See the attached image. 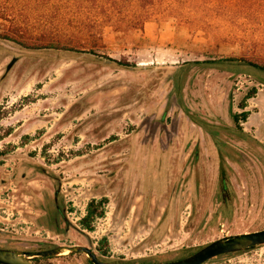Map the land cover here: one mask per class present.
Masks as SVG:
<instances>
[{
  "label": "rangeland",
  "instance_id": "obj_1",
  "mask_svg": "<svg viewBox=\"0 0 264 264\" xmlns=\"http://www.w3.org/2000/svg\"><path fill=\"white\" fill-rule=\"evenodd\" d=\"M218 59L241 61L196 63ZM246 62L264 68V0H0V248L158 263L264 229ZM204 264H264V245Z\"/></svg>",
  "mask_w": 264,
  "mask_h": 264
},
{
  "label": "water",
  "instance_id": "obj_2",
  "mask_svg": "<svg viewBox=\"0 0 264 264\" xmlns=\"http://www.w3.org/2000/svg\"><path fill=\"white\" fill-rule=\"evenodd\" d=\"M264 245V229L223 237L208 243L184 258L158 263L143 262H105L99 260L90 248L85 246H57L41 251H16L0 248V264H34L38 258L84 254L89 264H204L221 255L244 252Z\"/></svg>",
  "mask_w": 264,
  "mask_h": 264
},
{
  "label": "trees",
  "instance_id": "obj_3",
  "mask_svg": "<svg viewBox=\"0 0 264 264\" xmlns=\"http://www.w3.org/2000/svg\"><path fill=\"white\" fill-rule=\"evenodd\" d=\"M153 1V0H152ZM7 37V36H6ZM107 61L111 62V63H114L118 66H121V67H124V68H128L130 67L131 65L128 63V62H125V61H117V60H114V59H111V58H108L106 56H103ZM241 60H237V59H218V60H210V61H204V62H196V63H204V64H208V65H214V64H219V63H223V62H240ZM248 66H251L255 69H258L260 71H264V68H262L261 66H258L257 64H251L250 62H246ZM246 118V113L245 112H242L238 115H234L233 116V120L234 122L237 124L238 121L240 120H245ZM90 207L91 205L88 206L87 208V214H86V219L89 218V217H92V213L91 210H90ZM87 228V227H86Z\"/></svg>",
  "mask_w": 264,
  "mask_h": 264
},
{
  "label": "flooded vegetation",
  "instance_id": "obj_4",
  "mask_svg": "<svg viewBox=\"0 0 264 264\" xmlns=\"http://www.w3.org/2000/svg\"><path fill=\"white\" fill-rule=\"evenodd\" d=\"M234 121V120H233ZM220 177H221V184H222V190H225L226 189V185H227V183H226V180H225V177H224V174H223V172H221L220 173ZM56 193H55V197H56ZM56 207H57V205H56ZM57 211L53 214V217L52 218H50L52 221H53V223H54V229L56 230V231H63V232H67V229H63L62 230V228L60 227V223H59V218H61L62 220L64 219L63 217H64V215H63V209H59L58 207H57ZM56 215V216H55ZM262 230V229H261ZM258 231V230H257ZM254 232V231H253ZM247 233H250V232H247ZM240 234V233H239ZM235 235V234H234ZM231 236V235H230ZM207 245V244H206ZM55 247H57V246H55ZM55 247H52V248H55ZM52 248H50V249H52ZM254 248H256V247H254ZM253 249V248H252ZM45 250H47V249H45ZM199 250V249H198ZM248 250H250V249H248ZM38 251H41V250H38ZM196 252V251H195ZM245 252V251H244ZM238 253H240V252H238ZM231 254H234V253H231ZM226 255H229V254H226ZM189 256V255H188ZM221 256H223V255H221ZM53 257V256H52ZM218 257V256H217ZM43 258H46V257H43ZM216 258V257H215ZM38 259H40V258H38ZM35 260H37V259H35ZM34 260V261H35ZM34 261H33V263H34ZM210 261V260H209ZM168 262V261H167ZM206 263V262H205ZM88 264H89V262H88Z\"/></svg>",
  "mask_w": 264,
  "mask_h": 264
},
{
  "label": "crops",
  "instance_id": "obj_5",
  "mask_svg": "<svg viewBox=\"0 0 264 264\" xmlns=\"http://www.w3.org/2000/svg\"><path fill=\"white\" fill-rule=\"evenodd\" d=\"M262 129H260L259 131H261ZM260 143L262 144V146L264 147V138L262 140H260Z\"/></svg>",
  "mask_w": 264,
  "mask_h": 264
}]
</instances>
